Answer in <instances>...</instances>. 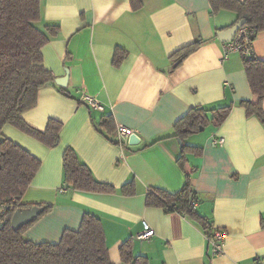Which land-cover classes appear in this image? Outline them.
I'll return each mask as SVG.
<instances>
[{"label":"crops","instance_id":"crops-1","mask_svg":"<svg viewBox=\"0 0 264 264\" xmlns=\"http://www.w3.org/2000/svg\"><path fill=\"white\" fill-rule=\"evenodd\" d=\"M41 1L39 26L59 27L42 49L44 66L55 80L69 75L65 87L55 80L43 87L37 105L22 115L42 131L50 120L60 122L58 146L47 147L13 125L2 130L41 161L21 203L25 209L51 206L24 237L57 244L66 229L77 231L91 213L102 222L113 264H127L120 254L125 242L146 264H264V125L240 106L258 104L242 56L224 59L225 44L216 36L233 25L235 14L212 15L209 0H143L137 11L130 0ZM197 40L204 43L175 68L173 55ZM253 52L264 61V32ZM84 96L98 99L102 109L85 104ZM226 105L233 106L221 125L186 138L184 143L201 153L186 154L181 168L184 143L175 135L176 123L195 107ZM107 117L116 127L132 129L139 144L110 133L102 126ZM215 136L224 144H213ZM68 148L113 192L65 187ZM186 173L192 176L197 213L227 233L219 256L211 255L201 224L147 205L149 190L175 193ZM145 224L155 236L139 240Z\"/></svg>","mask_w":264,"mask_h":264},{"label":"trees","instance_id":"trees-1","mask_svg":"<svg viewBox=\"0 0 264 264\" xmlns=\"http://www.w3.org/2000/svg\"><path fill=\"white\" fill-rule=\"evenodd\" d=\"M133 10L143 7V0H130ZM210 13L217 15L222 11L232 12L236 16L233 23L245 20V25L238 34L251 40L252 45L264 32V0H209ZM42 21L41 0H0V202L16 200L18 209L27 207L21 199L41 167V161L32 156L13 141L5 138L2 130L6 125H13L33 136L47 147H56L60 143L61 123L50 120L42 131L27 124L22 115L37 105L39 91L51 84L55 77L44 66L42 49L51 38L55 37L59 27L39 26ZM235 37V38H236ZM204 41L184 47L173 55L175 68ZM253 49V46H252ZM117 50L114 63L122 60ZM122 54H124L122 52ZM251 91L258 98V104L242 101L240 106L248 115L257 116L264 125V61L255 56L241 54ZM63 91V89H61ZM233 105L216 108L195 107L175 125V135L183 143L191 135L202 132L208 125H221ZM110 133L117 127L110 117L102 121ZM200 154L201 149L187 146L182 148L178 162L183 168L187 162L186 154ZM65 187L95 193L113 192V187L98 182L89 168L83 164L72 148L63 155ZM196 200L192 176L186 173L184 186L175 193L161 189H151L147 194L148 206H160L167 213H180L201 224L205 235L211 234L210 225L204 217L193 209L191 202ZM198 202V201H197ZM42 213L31 223L14 231L11 218L17 211L7 215V220L0 224V264H113L109 257L106 235L101 220L87 213L83 216L77 231L66 229L59 243H36L24 237L25 230L51 209L42 208ZM122 261L127 264H146L142 258L134 257L131 242H125L120 249Z\"/></svg>","mask_w":264,"mask_h":264},{"label":"built area","instance_id":"built-area-1","mask_svg":"<svg viewBox=\"0 0 264 264\" xmlns=\"http://www.w3.org/2000/svg\"><path fill=\"white\" fill-rule=\"evenodd\" d=\"M247 34V30L244 29L239 36L234 38V40L230 43H225V55L224 59H227L231 54H243L246 57H249L253 54L252 49V42L247 37L243 38L242 35ZM83 102L89 105L91 108L94 109H102L101 102L96 99L95 97L91 96H84ZM115 134L117 135L118 139L122 142L127 141L129 137L134 134V131L124 125H117V129ZM213 144L215 145H223L224 139L222 137H213ZM191 205L193 209H197L198 202L196 200H192ZM19 207V203L16 200L12 201H2L0 202V224L7 220V215L14 210H17ZM211 234L206 235L207 242L209 244V248L211 251V255L213 257L219 256L224 253V243L227 237V233L222 230L215 228L214 226L210 225ZM155 236V230L150 227V225L145 224L144 231L141 232L137 238L139 240H149Z\"/></svg>","mask_w":264,"mask_h":264},{"label":"water","instance_id":"water-1","mask_svg":"<svg viewBox=\"0 0 264 264\" xmlns=\"http://www.w3.org/2000/svg\"><path fill=\"white\" fill-rule=\"evenodd\" d=\"M245 20H241L238 23L232 25L231 27L220 30L216 33V36L218 40L221 43H230L234 40L240 29L245 25ZM68 71L67 76L64 78L56 79L55 82L61 86L65 87L67 86V80H68ZM129 144L131 145H137L140 142V138L137 134H132L128 139ZM43 209L38 206H34L29 209H18L11 218V226L14 231H17L21 229L22 227L28 225L31 223L35 218H37L41 213Z\"/></svg>","mask_w":264,"mask_h":264}]
</instances>
